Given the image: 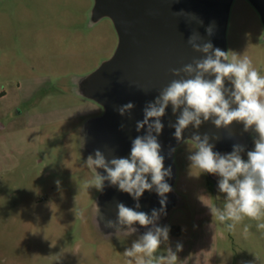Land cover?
<instances>
[{
    "label": "rangeland",
    "instance_id": "1",
    "mask_svg": "<svg viewBox=\"0 0 264 264\" xmlns=\"http://www.w3.org/2000/svg\"><path fill=\"white\" fill-rule=\"evenodd\" d=\"M96 6L97 0H0V264H129L125 250L152 226L136 223L131 232L106 221L117 220L118 203L149 215L161 208L154 190L136 208L128 193L109 201L108 181L103 190L89 186L96 172L104 175L86 164L96 150L103 153L105 112L93 79L119 43L113 20L98 16ZM263 20L251 0H232L225 28L229 58L247 56L261 74ZM193 132L208 134L221 154L241 145L244 160L259 138L254 125L245 131L234 121L216 134L192 128L174 147L166 178L172 190L156 221L168 227V240L157 255L170 248L178 264H264V229L256 227L264 217L245 218L232 231L213 220L209 207H223L226 194L217 175L191 167Z\"/></svg>",
    "mask_w": 264,
    "mask_h": 264
},
{
    "label": "clouds",
    "instance_id": "2",
    "mask_svg": "<svg viewBox=\"0 0 264 264\" xmlns=\"http://www.w3.org/2000/svg\"><path fill=\"white\" fill-rule=\"evenodd\" d=\"M212 31L211 26L206 28L209 35ZM201 39L198 33H193L187 43L194 52L203 55L193 57L191 62L179 68L170 69L175 78L160 89L154 102L145 106L144 118L137 121L136 129L140 131L147 126V134L132 141L130 158L108 160L100 150H96L94 158L90 155L86 162L88 167L102 168L107 174L96 172V178L89 186L103 190L104 182L108 181L137 201L136 208L140 207L139 199L145 191L154 190L160 197L161 208L153 209L151 215L118 203L117 220L106 221L108 227L127 225L131 232L136 231L132 227L136 223L152 226L133 242L131 248L125 250L124 256L131 258L129 264L132 260L136 264H178L176 252L170 248L167 255H157L161 244L168 240L169 233L168 227L156 224L161 213L165 212L166 194L172 190L166 180L171 177V168L165 167V157L161 154L162 146L158 141L164 127L161 117L169 104L174 114L182 108L176 122L170 125L175 129L173 135L177 141L182 139L183 132L190 125L199 129L210 119L218 129L227 128L234 121L242 122L245 131L255 126L259 138L254 141V149L247 152V160L241 157V145H234L232 152L221 154L213 150L208 134L201 136L198 132L191 135L195 151L188 159L192 168L220 178L218 189L226 194L223 207H209L202 201L209 207L213 220L232 231L245 218L259 221L264 217V74L253 68L249 57L241 58L233 52L229 58L228 52L215 48L210 41L199 42ZM206 76H214V79ZM226 79L232 88L225 86ZM134 107L129 102L117 111L125 115ZM249 227L244 226L245 234ZM256 227L264 229V223H258ZM180 250L182 245L177 244V251Z\"/></svg>",
    "mask_w": 264,
    "mask_h": 264
},
{
    "label": "water",
    "instance_id": "3",
    "mask_svg": "<svg viewBox=\"0 0 264 264\" xmlns=\"http://www.w3.org/2000/svg\"><path fill=\"white\" fill-rule=\"evenodd\" d=\"M251 2L264 19V0ZM230 4L232 0H97V15L113 20L119 42L113 57L97 70L93 79L96 97L105 112L99 125L106 159L130 158L132 141L147 134V126L137 131V121L143 120L145 106L154 102L160 89L175 78L170 69L203 55L194 52L187 43L193 33L202 38L199 42L210 41L215 48L226 52L225 28ZM209 26L213 29L211 35L206 32ZM206 78L214 79V76ZM225 86L232 88L227 79ZM129 102L135 107L130 113L120 115L117 109ZM181 111L182 108L174 114L169 104L161 117L164 127L158 141L165 167H170L171 173L174 166L170 150L189 136L193 128L190 125L180 141L174 137L175 129L170 125L176 122ZM228 129L229 126L216 128L210 119L197 130L216 134ZM148 179L150 182V174ZM109 186L111 202L114 195L126 193L118 186Z\"/></svg>",
    "mask_w": 264,
    "mask_h": 264
}]
</instances>
